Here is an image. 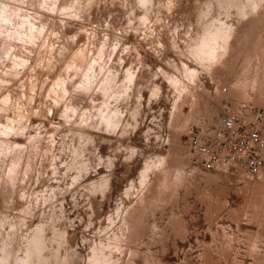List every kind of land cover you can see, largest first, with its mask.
I'll list each match as a JSON object with an SVG mask.
<instances>
[{
  "label": "clouds",
  "instance_id": "9594fccd",
  "mask_svg": "<svg viewBox=\"0 0 264 264\" xmlns=\"http://www.w3.org/2000/svg\"><path fill=\"white\" fill-rule=\"evenodd\" d=\"M0 264H264V0H0Z\"/></svg>",
  "mask_w": 264,
  "mask_h": 264
}]
</instances>
